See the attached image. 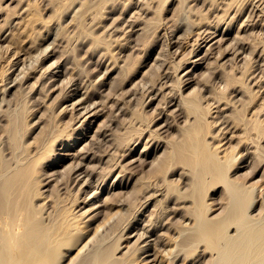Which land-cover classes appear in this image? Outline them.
Instances as JSON below:
<instances>
[{
  "label": "rangeland",
  "instance_id": "374dc122",
  "mask_svg": "<svg viewBox=\"0 0 264 264\" xmlns=\"http://www.w3.org/2000/svg\"><path fill=\"white\" fill-rule=\"evenodd\" d=\"M63 1L0 0V36L4 37L6 43L13 35L11 33H14L18 27V23L15 24V22H20L24 15L23 7L26 4H32L38 15L45 22L46 20L48 21L45 28L43 26L42 30L40 29L37 32L39 33L38 39L36 38L35 40L37 49L32 53L33 58L28 54L23 60L29 62L26 63L20 59L17 62L18 64H15L16 68L15 65L11 64L15 62V59L11 60V63L9 62L10 64H7L6 67L7 71H11L6 72L8 75L6 74L0 87L1 104L4 99L7 100L6 103H9L6 104L4 102L5 104L0 106V108L2 107L0 109L1 151L6 158L13 156L12 149L4 139L6 134L5 127L12 117L19 127L21 142L27 147L32 159L36 162L37 175L41 178L46 177L39 186L42 196L34 201L36 206L38 204L42 205L43 214L46 215L48 212L52 214L58 208H67L76 214L84 211L78 217L79 221L82 222L96 213L89 222L80 224L81 229L85 231L84 236L86 235L81 242L83 245L88 236L92 242H101L100 237L108 230L109 224L110 227L115 224L114 233H110V236H114V234H121L120 231L128 222L132 223L135 220H139V218L143 221L141 225L145 224L146 226V223H148V225L152 224L155 226L154 224L160 225L166 220V217L170 216L167 224H172L173 228L168 230L165 227L166 230L162 228L163 225H158L156 226V231L163 232L166 237L175 236L177 233L174 234V230H180L182 227L187 214V206L189 205V202H187L182 207L183 203L180 201V197L187 196L191 198L192 178L190 167L180 161V158L176 153H172V150L174 144L182 139L189 124V110L182 98L188 99L193 95H197L200 99V110L198 113L205 117V136L207 141L210 142V146L220 143L221 147L225 149L228 177L254 187L251 188L252 190L250 189V192L253 199L255 198V202L252 204L255 207L252 206V211L249 210L250 215L259 217L264 214V77L259 80V76H264V0H235L231 5L226 4L228 0H207V6L206 3H202L203 0H167V2L156 0L157 3H150L152 11L148 14H145L146 6L144 7L145 2L148 0H141L139 3L137 0H120L121 2L119 1L117 4H105V7H102L99 11L95 10L96 14H87V16L79 12V9H81L79 8L80 0H69L65 5L61 4L64 3ZM85 1L96 2L98 0ZM261 1L262 3H259ZM158 2H161V6H158ZM146 3L148 4V2ZM210 3H216L218 9L216 7L210 8ZM217 4H219V7ZM257 4H260L259 7ZM188 6H191V9ZM156 7H159V10H156ZM194 9L195 12L197 10L195 14L192 11L190 13L187 11H194ZM136 10L138 13H135ZM139 10L142 11L143 15L145 14L143 19L148 18L147 22L151 20L150 23L148 22L149 24L146 21L143 22L141 17L140 20L142 22L138 21L140 25H134L137 17L133 16V14L140 16L141 12ZM75 11L82 15V17H79L82 19L78 18L83 23L81 29L79 20H77L79 24L71 22V15ZM133 17L135 18L132 19ZM193 19H195V22ZM123 20L124 23L128 24H124ZM202 20L207 25L204 21L201 23ZM121 23L125 26L123 27ZM192 23H196L195 25L199 23V27H194L191 25ZM114 24L122 26V29ZM131 24L134 27L132 26L131 28ZM181 25L182 29L179 27ZM107 26L111 28L108 29ZM214 26L216 27L214 28ZM113 27L115 32H113ZM112 28L113 30H111ZM211 29L214 33L211 32ZM109 30L110 32H108ZM122 30L126 31L127 34ZM111 31L112 35L109 34ZM120 32L123 33L120 34ZM196 32L199 34L200 39L198 38V40ZM59 33H61L60 38H57L55 43L57 49H55L54 45V48L50 45L51 50L48 48L47 51L51 53L50 57L46 58V60L44 59V63L43 60L42 63L40 60V63L36 64L37 61L34 62V60H38V57L35 56L38 54V49L42 48V45L45 48L46 44L54 42L55 34ZM184 33L187 35H183ZM204 33L206 35H203ZM215 33L216 35H214ZM88 34L96 35L102 40V43L96 45L94 40H91L93 37L88 36ZM180 34L183 36L179 38ZM4 39L0 42L5 43ZM176 39L178 41L179 39L181 40L177 42ZM219 39L221 40L219 41ZM235 39L239 42L238 45L242 46L241 48L244 47V49L238 50H243V52H237L238 54L236 53V46L238 45H236ZM41 41H44V43L42 42L40 47ZM60 41H63L62 45H60ZM242 42H244V46ZM105 43L109 45L106 46V49L102 48L105 47L104 45L102 46ZM208 45L211 47L207 48ZM228 45H234L236 49L232 50V46H230L231 49H227L230 53L225 48ZM16 46L21 47L23 44L18 43ZM191 48L193 49L190 50ZM194 49L196 51L193 52ZM206 49L210 52L207 53ZM100 50L108 51L105 54L102 51V54ZM223 50H226L227 53ZM219 51L225 53L217 56ZM195 52L196 54H194ZM7 53V55H11L12 51ZM62 53L66 56H63ZM226 54L229 55L226 56ZM233 54L234 60L230 56ZM1 55L0 60H3L6 53L4 52ZM60 55L62 56V65H69L70 68L66 69V67H63L62 70L66 74L64 73L57 82L60 83L62 79L65 82L66 77L69 75L67 77L68 84L66 82L64 85L57 84L56 89L52 92L49 90L50 84L46 86L48 89L40 90L42 85L39 84L40 82H35V78L40 74V71H37L39 72L37 73L36 70L39 67L41 70L44 67L47 69L48 64H52L55 59H60ZM99 55H103V59ZM190 57L191 59H189ZM28 58L32 59L29 60ZM188 59L189 61H187ZM99 61L100 63H98ZM194 61H199L198 66H195ZM222 61H224V64ZM30 62L32 64L34 62L33 70L29 65L31 64ZM40 64L41 66H38ZM113 64H117L115 65L116 67ZM24 65H29L31 68H22V72L20 68L24 67ZM37 66L38 68H35ZM109 68H112V70H109ZM23 69L26 70L25 73H28L20 74L21 72L24 73ZM28 74L33 76L30 75L31 77H28ZM252 75L253 78L251 79ZM20 76L26 79L22 80ZM179 76H181V79H179ZM17 77L18 79L16 80ZM10 78L13 80L9 85H12L13 82L16 85L11 88L10 93H5L2 88L7 86L4 84L8 83L7 81ZM255 80L257 81L254 83ZM102 81L106 82L104 86L101 85L103 84L101 83ZM34 83L39 84V86L35 84L38 87L37 89L36 87L35 89L33 88L34 85L32 86V84ZM160 83L162 87L164 85L163 89L160 88ZM90 87L95 91L92 92L89 89ZM70 88L79 89L76 94L70 96L69 94L72 92ZM46 90H48V94ZM159 90L161 91L156 93ZM85 91L86 93L90 92L89 94L95 93V95L98 93L96 95L97 99L99 98L98 101L103 99L102 102L97 104L99 108H102V110L98 107V109L96 108L98 116L89 117L86 121L83 119L87 115L81 114L78 117L80 113L71 109L72 102L80 98ZM101 91L102 94H100ZM66 92L67 94L70 93L67 95ZM154 94L157 95L155 96ZM2 95H5L4 98ZM68 98L70 100H67ZM104 100H106V103ZM67 105L69 109L66 111L68 112L62 110ZM101 105L106 106L103 107ZM73 117L76 120L79 118V120L76 121ZM77 138L79 139L77 140ZM146 145L148 148L143 149L147 147ZM82 146L83 149H81ZM84 149L89 150L88 157L87 155L86 157L84 156ZM132 149L135 151H131ZM78 151L84 157H82V154L79 155ZM127 151L129 152L127 153ZM105 152L108 154L106 153L107 155H105ZM125 152L127 154H124ZM91 153L97 156L94 155L93 157ZM103 155H105V158ZM91 157L94 161H92ZM135 158H139V160L137 162L133 161L135 163L132 165V159L136 160ZM79 160H82L83 163L85 162L83 169L85 171L89 170L84 179L90 175L89 178L93 181L89 179L88 186L83 182L84 179L81 182L77 181L80 184L76 182L75 175L77 173L74 171L73 166ZM121 165H124L125 168L121 167ZM91 182L93 185H91ZM81 183L85 186L82 187ZM150 184L151 186L156 184L151 187V189H154H150ZM160 186H163V188ZM156 188L159 191H163V195H158V197L150 195L153 190L154 192L155 190L157 191ZM148 189L149 192L147 193ZM167 191L173 192L168 195ZM94 192H98L95 198ZM146 195L149 196H147L149 200ZM144 196L145 198H143ZM228 198L229 195L225 185L223 183H215L211 177H208L206 202L210 203L211 207L208 211V216H221L226 210ZM155 199H161L162 201L158 203ZM89 202H96L94 204L99 206L84 218V215L89 211L87 208L94 205L92 203L88 204ZM120 202L125 203L122 205L123 207L119 205ZM163 211L166 214H163ZM152 221L153 223H151ZM100 226L101 228L96 232ZM120 226H122V229L119 228ZM133 231V229L129 230L131 233ZM230 231L233 233L234 229ZM104 235L106 238L104 243L111 240L106 234ZM90 241L88 244H90ZM126 241H123V245L127 244ZM172 241L173 239H171ZM135 246L134 242L130 245L131 249H134ZM159 246L164 248L163 244H159ZM203 248L204 245L197 247L199 251H195L191 258H194L193 260L196 263L200 260V264H212L213 252L210 250L205 252ZM76 250L74 249L70 252L68 261L70 260L69 257H73L72 254L75 255ZM134 254L138 253L134 252ZM181 257L179 260H174L176 263L174 261L173 263L191 264L184 262V257ZM165 259L164 261H168L170 257ZM192 259L189 261H192ZM67 260L66 262H68ZM171 262L170 264H173ZM246 264L253 263L248 262ZM262 264H264V261Z\"/></svg>",
  "mask_w": 264,
  "mask_h": 264
},
{
  "label": "bare ground",
  "instance_id": "6f19581e",
  "mask_svg": "<svg viewBox=\"0 0 264 264\" xmlns=\"http://www.w3.org/2000/svg\"><path fill=\"white\" fill-rule=\"evenodd\" d=\"M67 1H69V0H64L63 1L64 3H61V4L65 5V4H67ZM119 1L120 0H98L96 2L95 1L94 2H91V1L86 2L85 0H83V1L80 0L79 8H81V9H79V8L78 9L80 10L79 12H82V14H85L87 16V14H90V15H92V13L96 14L95 10L99 11L102 7H105V4H110V3L117 4ZM137 1L139 3V1H141V0H137ZM163 1L167 2V0H161V2H163ZM184 1H186V0H184ZM234 1L235 0H228L227 1L228 3L226 1L225 2H226V4L231 5V4H233ZM262 1L259 3H262ZM146 2H148V4ZM146 2L144 5V7L146 6L145 7V12H146L145 14H148L150 11H152V7L150 6V3L151 2L157 3V1L156 0H148ZM161 2L160 3L158 2L159 3L158 6H161L160 5ZM207 2H208L207 0H203L202 3H206V6H207ZM142 4L143 3L141 2V5ZM210 4H211L210 8L216 7V3H210ZM217 5L219 7V4H217ZM259 5H258V7H259ZM137 7H139V5H137ZM144 7H143V9H144ZM188 7H189V9H191L190 8L191 6H188ZM59 8H58V10H59ZM158 8L156 7V10H159ZM207 8L209 9V7H207ZM138 9H140V8H138ZM143 9H141V10H143ZM93 10H94V12H92ZM137 10L135 11V13L137 12ZM154 10H153V12H155ZM187 11H189V13L192 11V13L194 12V14L197 12V10L195 12V9H194V11L193 10H187ZM140 12H139L140 16L133 14V16L137 17L135 20L136 23L134 22L135 26L140 25V22H138V21L140 20L141 17H142L143 22L144 21L147 22V20H148V18L143 19V17L145 18V16H144L145 14L143 15L142 11H140ZM157 12H159V11H157ZM23 13H24V15L22 16L20 22L19 21L15 22V24L18 23V27L16 28L14 33H11L13 35L11 36L10 40L6 43L4 37L2 38V35L0 36V41H2L4 39V42L6 43L5 44V43L0 42L1 43L0 48L2 47L0 49V52L3 50L6 53V56L5 57L3 56L4 57L3 60H0V87L4 81L6 74H7L6 72L11 71V70H9L10 67L8 68L9 71L6 70L7 64H10L11 60L15 59L14 60L15 62L11 63V64L15 65L17 62H19L20 59H21V61L23 59H25L28 54L30 57L33 56L32 53L34 51H36V49H37V46H36L37 44L35 43V40L39 34L37 32H39L40 29L42 30L43 26L45 28L46 22H48L47 20L45 22V20L38 15V13L35 11L32 4H29V3L26 4L23 7ZM75 13H76V11H75ZM75 13L73 12V14L71 15V18H70L72 23H76L77 20L82 19V18H79L80 16L82 17L81 13H78V12H77L78 14L77 13L75 14ZM69 16H70V14H69ZM134 18L135 17H133L132 19H134ZM114 20H115V18H114ZM128 20H127V22H128ZM149 20H150V17H149ZM125 21H126V19H125ZM193 21L195 22V19H193ZM199 21H201V20H199ZM203 21L204 20H202L201 23H203ZM224 21H226V20H224ZM71 22L69 21V23H71ZM78 22H77V24H79ZM148 22L150 23L151 20ZM181 22L182 21H180V23ZM80 23H81V27H80V29H81L83 23L81 21H80ZM123 23H124V20H123ZM180 23L178 22V24H180ZM193 23L191 25H193L194 27H199L198 26L199 23L197 25H195L197 22L195 24H193ZM124 24H126V22ZM124 24L122 25V23H121V25L123 27L125 26ZM181 24H183V23H181ZM205 24L207 25L206 22H205ZM205 24H204V26H205ZM47 25H49V23H47ZM116 25H118V24H116ZM134 25L131 24V28H132V26L134 27ZM184 25H185V23H184ZM122 26L120 27V25H119L116 27H119L122 29ZM229 26H230V24H229ZM179 27H181L180 29H182V25ZM215 27L216 26H214V28ZM107 28L109 29L111 27L107 26ZM113 28L111 30H113ZM76 29L79 30L78 28H76ZM124 29L126 30V28H124ZM175 29L177 30V28H175ZM118 30L120 31V29H118ZM190 30H192V29H190ZM216 30H217V28H216ZM116 31H117V28H116ZM122 31H124V30H122ZM204 31H205V29H204ZM108 32H110V30ZM113 32H115V28H114ZM124 32L127 34L126 31H124ZM128 32H129V30H128ZM200 32H201V30H200ZM207 32H208V30H207ZM211 32H212V29H211ZM121 33H123V32H120V34ZM212 33H214V32H212ZM0 34H1V32H0ZM60 34L61 33L57 34V35H59L58 37L55 34V36H54L55 41L52 43L50 42L51 44L48 43L49 45L46 44L47 46L45 48L42 45V48L38 49V54H36V52H35V54H36L35 56L38 57V60H34V62L37 61L36 64L40 63L39 62L40 60H41V63H42V60L44 63L45 62L44 59L46 60V58L50 57L51 53L47 52L48 48H49V50H51L50 45L54 48V46L56 45L55 44L56 39L60 38ZM109 34L112 35V31ZM124 34H122V36H124ZM196 34L198 35V36H196V38L198 40L199 34H198V32H196ZM9 35H10V33H9ZM180 35H179V38L182 37L183 35H187V34L184 33L183 35H181V36ZM203 35H206V34L204 33ZM214 35H216V33ZM214 35H212V36H214ZM88 36H92V35L88 34ZM92 37H93V39H91V40H94V43L96 45L102 43V40L99 37H97L96 35L92 36ZM236 37L242 38L240 36H236ZM206 38H208V37H206ZM220 38H221V36H220ZM211 39H213V38H211ZM221 39H219V41ZM180 40L181 39H179V41ZM217 40H218V38H217ZM52 41H53V39H52ZM63 41H60L61 42L60 45H62ZM179 41L177 40V42H179ZM235 41H236V39H235ZM239 41L241 42V40H239ZM42 42L44 43V41H41V43L39 44L40 47H41ZM127 42H128V40H127ZM200 42H202V41L200 40ZM205 42H207V41H205ZM18 43H22L23 46H21V47L16 46ZM92 43H93V41H92ZM171 43H173V42H171ZM192 43H194V42H192ZM238 43L239 42H237L236 45H238ZM243 43L244 42H242V45H243ZM103 45L105 46V47H102L104 49H106V46H109L108 44L106 45V43L102 44V46ZM196 45H197V43H196ZM196 45H195V47H196ZM211 45H213V44H211ZM56 46H55V49H57ZM230 46H232V45H228V47H225L226 50L228 48L231 49ZM233 46H232V50L236 49L235 46H234V48H233ZM238 46L240 47L239 49H238ZM238 46H236L237 47L236 53L237 52H243V50L242 51H238V50L244 49V47L241 48L242 46H240V45H238ZM209 47H211V46L208 45L207 48H209ZM193 48H191L190 50H192ZM213 48H211V49H213ZM225 48H222V49H225ZM206 50H207L206 51L207 53L210 52V51H208V49H206ZM226 50H223V51L226 52ZM3 51L1 54L4 53ZM9 51H12V53H10L11 55H7L8 54L7 52H9ZM100 51L102 53L103 50H100ZM107 51H103L104 54L107 53ZM194 51H196V50L194 49L193 52ZM225 52H223V53H225ZM228 52H230V51H228ZM53 53H55V52H53ZM218 53H219V55H217V56H220V54L222 52L219 51ZM62 54H63V56L65 55L64 53H62ZM99 54H100V52H99ZM189 54H190V52H189ZM194 54H196V52ZM227 55H229V54H226V56ZM101 56H100V58L103 59V55H101ZM198 56H199V54H198ZM230 56H232V59H233L234 54L230 55ZM230 56H228V57L230 58ZM59 57H60V59H58V60L55 59V61L52 64H48L50 66L48 67V65H47V67H46L47 69H45V67L44 68L42 67L43 70H41L39 67L40 70L39 69L36 70V72L40 71V74L37 76V78H35V82L36 81H37L36 83L40 82L39 84H41L42 87L45 86L43 88L41 87L40 90L48 89V88H46V86H48L50 84L49 90H51V92H52L53 90L56 89L57 84L58 85H60V84L64 85L65 82L66 83L68 82L67 77L69 75L66 77L65 82H63L64 79H62V81L60 83L57 82L62 77V75L65 73L62 70L63 67H66V69L70 68L69 65L63 66L61 63V60H62L61 57L62 56L60 55ZM105 57H107V56L105 55ZM221 57H223V56H221ZM200 58H202V57L200 56ZM31 59H29V60H31ZM189 59H191V57ZM189 59L187 61H189ZM23 61L26 62V60H23ZM195 61H197V60H195ZM195 61H194L195 66H198L199 61L198 62H195ZM28 62H26V63H28ZM34 62H33V64L30 62L32 65L31 64H29V65L31 67L34 66ZM223 62L224 61H222V63ZM98 63H100V61ZM102 63L104 64V62H102ZM64 64H65V62H64ZM29 65H24V67H21L20 70L22 71V68L29 67ZM113 65H114V67H116L115 65H117V64H113ZM222 65H220V66H222ZM38 66H41V64ZM38 66L35 68H38ZM13 67H12V71H13ZM31 67H29V68H31ZM114 67H112V68H114ZM15 68H16V65H15ZM15 68H14V70H15ZM112 68H109V70L110 69L112 70ZM179 68H181V67H179ZM23 70H24V73H22L23 71L21 73L20 72L19 73L20 74L28 73V72L25 73V71L28 70V68H26V70L25 69H23ZM32 70H33V67H32ZM32 70L30 69V71H32ZM106 70H108V69H106ZM37 73H39V72H37ZM107 73H108V71H107ZM32 74H30V75H32ZM263 74H264V70H263ZM30 75L28 74V77ZM23 76H25V75H23ZM254 76H255V74H254ZM25 77H24V79H26ZM179 77L178 78L181 79V76H179ZM262 77H264V76L263 75H261V77L259 76V80ZM21 78H22V80H24L23 77H21ZM250 78L252 79L253 75ZM17 79H18V77L16 78V80ZM71 79H73V78H71ZM12 80L10 78V80H9L10 82L9 81H7L8 83L5 82L6 84H4V85L5 86L7 85V86L5 88H2V91L4 90L5 93H10L11 88L16 85V84H13L14 82L12 83V85H9L12 82ZM16 80H15V82H16ZM22 80L20 79V81H22ZM256 81L257 80H255L254 83ZM70 82H72V81H70ZM75 82H76V80H75ZM36 83L32 84V86L34 85V87H33L34 89L37 85ZM55 83H56V85H55ZM73 83H74V81H73ZM101 83H103V84H101L103 86H104V84H106V82H103V81ZM166 83H167V81H166ZM39 84L37 86H39ZM20 86H21V84H20ZM62 87H64V86H62ZM163 87H164V85H163ZM163 87L161 84L160 88L163 89ZM37 88L38 87H36V89ZM65 88H67V87H65ZM65 88H63V89H65ZM95 88L97 89V87H95ZM247 88H249V87H247ZM70 89H72V88H70ZM78 89L79 88L72 89L71 90L72 92L71 93L69 92L70 94L69 93L68 94L70 96H72L78 92L77 91ZM89 89H91V87ZM151 89H152V87H151ZM65 90H67V89H65ZM80 90H81V88H80ZM97 90H99V89H97ZM94 91L95 90H92V92H94ZM148 91H150V90H148ZM160 91L161 90H159L156 93H159ZM67 92H66V94H67ZM46 93L48 94V90H46ZM49 93H50V91H49ZM89 93L90 92L86 93V91H85V93L83 95H81L82 97L80 96V98H78L77 100L75 99V101L72 102V108H71V109H74L80 113L78 115V117H80L81 114L87 115L86 118L83 117V118H85V119H83L85 121L88 120L89 117H94L98 114L97 109L99 107L97 104L103 101L102 98H101L102 101H98L99 98L97 99V96H96L98 94L97 92H96L97 93L96 95H95V93L94 94H89ZM100 94H102V91ZM2 96L4 98L5 95H2ZM64 96H66V95H64ZM101 96H103V95H101ZM66 98H67V96H66ZM1 99H0V101H1ZM4 100H6V99H4ZM4 100H2L3 105L7 102V100L6 101H4ZM67 100H70V99L68 98ZM182 100H183L185 106L189 110V113H188L189 124H188L187 128L185 129V132H184L182 139L179 142L174 144L172 153H176L177 156L180 158V161L184 162L185 164H187L190 167L189 170H190V175L192 178L191 179L192 194H191V198H189L187 196L180 197V201L183 203L182 207H184V205L187 202H189V205L187 206V214H186V217L184 218L182 227L180 228V230H176V231L174 230V234L175 233H177V234L175 236H172V237H169V236L166 237V236H164L163 232L156 231V226H158L159 224L158 225L154 224L155 226H153L152 224L148 225V223L145 222L147 224L146 226H145V224L141 225L143 222L142 220H140L141 218H139V220H135V219H137V218H135L134 219L135 221H133L132 223L128 222V224H126L123 227V229H122V226H120L119 228L122 229L121 231L119 230L121 232V234L120 233L118 235L114 234V236L113 235L110 236V233H114L115 224L112 225V223H111V225L113 227H110V224H109L108 230L104 234H106L107 237H109V239H111V240H109L106 243H104L106 240L105 235L102 234L100 237L101 242H98V241L92 242V241H90L89 236H88V239L85 240L86 241L85 244L84 245L81 244L83 237H85L86 235L84 236L85 231H83L81 229L80 224L89 222L91 220V217H93V215L96 214V213L92 214L87 219H84L88 215H90L89 214L90 212L94 211V209H96V207L99 206V205L97 206L96 204H94L97 201L88 203V204L92 203L94 205L87 208L89 211L86 215H84L85 217L83 218L84 220L82 222L79 221L78 217L81 215V213H84V211H82L79 214H76L75 212H71L67 208H62V209L58 208L55 210L54 213L51 214L50 212H48L46 215H44L42 205L38 204V206H36V203H34V201L41 198L42 192L40 191L39 186H40V183H42L43 180L46 179V177L41 178L40 176L37 175V168L35 166L36 162H35V160L32 159L31 154L27 150V147L21 142L20 134H19L20 133L19 127L16 124V121L11 117L7 123V126L5 127L6 134L4 135V139L6 142H8V145L12 149L13 156L11 158H6V156H4V154L0 148V264H170L171 261H172L171 263H173L174 260H179L180 258H182L181 256L184 257L183 258L184 262L191 263V264H198V262L200 260H198L196 263V261L193 260L194 258L192 259L191 257H193L195 251H199L197 249V247H199L200 245H204L203 250H205V252H208L209 250L211 252H213L214 258H213L212 264H246L248 262L253 263V264H262L264 261V214H262L259 217H255V216L250 215V213H249V210L252 209L251 207L252 206L255 207V205H252L255 202V198L253 199L252 194L250 192L252 190L251 188H254V187H251L252 185H250V184L235 181V180L228 177V175H227L228 170H227V165L225 162L227 154L225 153V149L221 147L220 143L215 144L214 146H210V142H208L206 139V136H205V126H206L205 117L202 114L198 113L200 110V99H199V97L197 95H193V96L189 97L188 99L183 97ZM104 102L106 103V100H104ZM0 104H1V102H0ZM2 104L0 106H2ZM6 104H9V103H6ZM92 105H94V106H92ZM101 106L104 107L106 105H101ZM0 109H2V107ZM68 109H69L68 105H67V107L64 106L62 108V110H65V111ZM99 109L102 110V108H99ZM66 112H68V111H66ZM77 120H79V118ZM82 122H84V121H82ZM207 123H209V121H207ZM83 124H85V123H83ZM79 127H82V126H79ZM219 131H220V129H219ZM105 135H107V134H105ZM156 135H158V134H156ZM71 139H73V138H71ZM78 139L79 138H77V140ZM85 147H86V145H85ZM128 148L130 149V147H128ZM145 148H148V146L144 147L143 149H145ZM81 149H83V146L81 147ZM134 149H132L131 151H133ZM80 151H78L77 153H79ZM88 151L87 150H85V152L83 151L85 157L87 154L90 153V152L88 153ZM91 152H92V150H91ZM128 152L129 151H127V153ZM106 153L107 152H105V155L108 154V153L107 154ZM127 153L125 152L124 154H127ZM142 153H143V151H142ZM80 154H82V153H79V155ZM94 155H93V157H94ZM105 155H103L104 158H105ZM84 156L82 154V157H84ZM95 156H97V155H95ZM76 157H78V156L76 155ZM87 157H88V155H87ZM108 158H109V156H108ZM139 158H140V156H139ZM139 158L138 159L135 158L136 160L132 159V162L133 161L137 162L139 160ZM78 159H80V158H78ZM91 159H92V157H91ZM92 161H94V160L92 159ZM140 161H141V158H140ZM76 163L77 164L73 166L74 171L77 173L75 175L76 176L75 177L76 182L77 181L81 182V180L84 179V176L85 175L87 176V173L89 171L88 169H90L88 167H90V165H88V167L86 166L88 168L87 169L88 171H85L83 169V165H85V162L83 163L82 160H79V162H76ZM118 163H116V164H118ZM134 163L135 162H133L132 165ZM121 167H124V165L123 166L121 165ZM123 169H122V171H123ZM92 172H90V173H92ZM88 176L90 177V175H88ZM89 177H87L83 180V182L86 183L87 186L91 180V178H89ZM208 177H211L215 183H223L225 185L226 190L228 191L229 198H228L226 210L219 217H209L208 216V211L211 209L210 203L206 202V187H207V178ZM120 183H122V182H120ZM78 184H80V183H78ZM116 184L118 185V183H116ZM91 185H93V183ZM91 185H89V186L91 187ZM155 185L156 184H154V186ZM83 186H85V185L82 184V187ZM154 186H151V184L149 185L150 189H151V187H154ZM160 187L163 188V186H160ZM158 188H159V186H158ZM152 189H154V188H152ZM78 190H79V188H78ZM148 192H149V189H148L147 193ZM153 192H154V190H153ZM153 192H151V194L150 193L149 194L157 196V197H158V195H163V191H159L158 189H157V191L155 190L154 193ZM172 192L173 191H170V192L167 191V194L169 195V193H172ZM94 193L95 194H93V195L95 198V196L98 195V192H94ZM147 196L148 195H146V197ZM148 197H147V199H148ZM143 198H145V196ZM161 201H162L161 199L156 200V202H158V203H161ZM86 202H87V200H86ZM145 202L148 203L146 200H145ZM143 203H144V201H143ZM123 204H125V203H121V202L119 203L120 206H122ZM153 204H155V203H153ZM147 207H148V205H147ZM166 208H168V207H166ZM140 210H142V209H140ZM164 213L165 212L163 211V214ZM167 216H168V214H167ZM169 218H170V216L168 218L166 217V220L164 222H162L159 226L163 225L162 228L166 227V228H168V230L172 229L173 228L172 224H167V223H169L168 222ZM151 223H153V221ZM100 228H101V226L98 227L96 232H98ZM131 229L134 230L132 233L129 232V230H131ZM231 229H234L233 233H231L232 232V231H230ZM86 233H87V231H86ZM171 239H173L172 242H171ZM125 240H127L126 241L127 244L123 245V241H125ZM89 241H90V244H88ZM133 242L136 244V246L134 249H131L130 245H132ZM159 244H163L164 248H161V246H159ZM74 249H77L76 250L77 252L75 253V255L72 254L73 257L72 258L69 257L70 260L68 261L67 260L68 256L70 255V252ZM134 252H137L138 254H134ZM215 254H217V255H215ZM169 257H170V260L167 261L166 259H168ZM164 259L166 261H164ZM191 259H192V261H189ZM199 259H200V257H199ZM66 260L68 262H66ZM175 263H173V264H175ZM200 263L201 262H199V264Z\"/></svg>",
  "mask_w": 264,
  "mask_h": 264
}]
</instances>
